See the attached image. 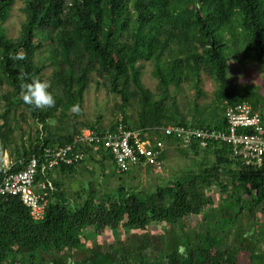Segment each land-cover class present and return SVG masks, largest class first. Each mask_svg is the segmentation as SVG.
Masks as SVG:
<instances>
[{"label":"trees","instance_id":"trees-1","mask_svg":"<svg viewBox=\"0 0 264 264\" xmlns=\"http://www.w3.org/2000/svg\"><path fill=\"white\" fill-rule=\"evenodd\" d=\"M21 1L10 36L16 0H0V179L3 153L10 172L36 156L34 189L46 184V206L33 221L18 197L0 199V264H238L243 238L264 249V158L250 166L223 142L184 146L161 136L169 125L224 129L225 108L239 102L264 118L260 88L231 78L238 65L243 72L254 65L264 79V0ZM15 53L24 59H10ZM32 78L49 84L51 108L23 103L21 85ZM92 86L117 98L109 125L84 111ZM118 127L162 139V161L178 150L189 165L182 177L152 190L110 188L107 165L113 178L128 172L117 173L109 151L90 143L76 145L79 162L46 167V149L72 143L84 129ZM191 218L197 228L185 225Z\"/></svg>","mask_w":264,"mask_h":264},{"label":"built area","instance_id":"built-area-1","mask_svg":"<svg viewBox=\"0 0 264 264\" xmlns=\"http://www.w3.org/2000/svg\"><path fill=\"white\" fill-rule=\"evenodd\" d=\"M224 117L226 127L223 130L169 125L162 128L161 135L163 137L173 135L184 146L193 139L199 140L202 147L206 146L209 140L223 142L231 147L232 156L242 158L246 165H262L264 120L246 103L226 108ZM80 143L102 145L111 154L116 171L120 173L126 172L140 162L153 166L156 171L162 168L159 156L163 142L160 139L152 141L143 138L140 132L121 127L116 131H104L102 134L84 130L72 140V143L58 149H46L44 151L46 167L52 169L61 163L69 165L82 160V153L75 151L76 145ZM38 163V158L31 156L23 170L10 172L11 164L5 160L0 179V199L6 196L18 197L33 221H41L44 218L46 206V184L38 185L40 192L34 189Z\"/></svg>","mask_w":264,"mask_h":264},{"label":"rangeland","instance_id":"rangeland-1","mask_svg":"<svg viewBox=\"0 0 264 264\" xmlns=\"http://www.w3.org/2000/svg\"><path fill=\"white\" fill-rule=\"evenodd\" d=\"M21 5H22V1L16 0L13 11L12 22L10 23V25H8L10 36H14L17 33L18 30L17 21L19 18H21V13L19 11ZM248 66L249 67L246 69L245 72H243L242 65H238L237 67H235V70L233 72L231 71L232 80L238 86L257 85L261 90V94L264 96V79L260 71H258V69L254 65L253 66L248 65ZM142 82L147 87H151V88L155 83L154 80H151L149 78L148 73L142 75ZM205 83L208 84V87H210L208 89L215 88V85L212 82L209 83L205 81ZM186 94L192 95L189 92H187ZM116 99L117 98L115 97V95L109 93V91H107L105 88L96 89L95 86H92L85 95V103L83 108L84 111L87 113L86 114L87 117L94 118L98 113L100 114V116H102V122L105 125H109V122L113 117L111 113L113 112L114 103L117 101ZM28 123L30 124V122ZM5 160L9 161L6 154L3 153V161H2L3 164ZM195 160L197 159L195 158ZM105 164L107 165L108 162H105ZM89 166L90 165H88V167ZM188 166L189 165L187 161L179 154L178 150L172 148L166 153L165 158L163 159V170L161 171V173L156 174L154 172H151L149 168H146L141 171L137 169L138 170L137 171L136 169L130 167L131 169L127 170L128 173H126L123 176V178L119 179L117 177L113 178L110 175V173H112L111 168L109 167V165H107L105 167V174L109 176V179L106 180L109 182L110 188L119 184H123L125 186H133L137 189L152 190L155 187L161 186L163 183H166L169 176L182 177L183 172L186 171ZM96 178L100 181L101 176H97ZM81 179L84 182H86L87 180H90V176L89 174L86 173V175L82 176ZM66 186L68 187V184H66ZM189 222L190 223L185 224L187 227L197 228V225L199 224V219L191 218ZM195 225L196 227H194ZM257 231L258 233H260L261 230L258 229ZM262 233L264 234L263 231ZM253 235L257 238L259 237L256 236L255 233H253ZM237 245L239 246V248L242 249L239 251L237 255L238 264H264V252H263L264 249H262V245H263L262 242L258 244L256 240L253 239L248 242L245 238H243L241 242L238 243ZM246 247L248 248L251 247L252 251H254L255 253H260L263 256L262 257L263 261L252 262L250 252L247 249H244Z\"/></svg>","mask_w":264,"mask_h":264},{"label":"clouds","instance_id":"clouds-1","mask_svg":"<svg viewBox=\"0 0 264 264\" xmlns=\"http://www.w3.org/2000/svg\"><path fill=\"white\" fill-rule=\"evenodd\" d=\"M9 58L13 59V60H23L24 55L22 53L10 54ZM21 87H22L23 91L20 95V98L22 99L23 103H25L26 105H29V106L34 107L36 109H41V108H51L55 104V99L52 96V94L48 91L49 84L46 81H43V80H40L37 78H32L30 82L23 83L21 85ZM241 103H246V104L250 105L247 102H239L236 104L227 105L226 108L236 106V105H239ZM250 107L252 108L251 105H250ZM226 108H225V110H226ZM225 110H224V112H225ZM69 111H71L73 113L78 112L79 111L78 105H75V104L71 105L69 108ZM252 111L256 112L253 110V108H252ZM256 113H258V112H256ZM223 116H224V113H223ZM261 118L264 120L263 117H261ZM224 119H225V117H224ZM225 127H226V121H225ZM84 130H89V129H84ZM220 130H223V129H220ZM133 131H135V130H133ZM163 138H166V137H163ZM156 139H160V138H156ZM151 140L153 141L155 139H151ZM160 140L163 142V145H164V141L162 139H160ZM162 154H163V148L160 152V156ZM160 156H159V160H160L162 168H163V161H162V159H160ZM162 168H161V170H162ZM117 173H120V172H117Z\"/></svg>","mask_w":264,"mask_h":264},{"label":"crops","instance_id":"crops-1","mask_svg":"<svg viewBox=\"0 0 264 264\" xmlns=\"http://www.w3.org/2000/svg\"><path fill=\"white\" fill-rule=\"evenodd\" d=\"M165 158V156L163 157V159Z\"/></svg>","mask_w":264,"mask_h":264}]
</instances>
